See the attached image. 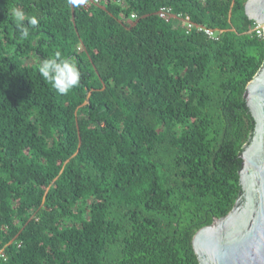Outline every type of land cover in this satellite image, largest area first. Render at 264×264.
Returning a JSON list of instances; mask_svg holds the SVG:
<instances>
[{"label": "trees", "instance_id": "1", "mask_svg": "<svg viewBox=\"0 0 264 264\" xmlns=\"http://www.w3.org/2000/svg\"><path fill=\"white\" fill-rule=\"evenodd\" d=\"M85 2L0 0V264H198L192 236L240 189L264 40L245 0ZM57 51L67 95L38 72Z\"/></svg>", "mask_w": 264, "mask_h": 264}, {"label": "water", "instance_id": "2", "mask_svg": "<svg viewBox=\"0 0 264 264\" xmlns=\"http://www.w3.org/2000/svg\"><path fill=\"white\" fill-rule=\"evenodd\" d=\"M243 9L262 25L264 40V0H245ZM243 98L254 128L239 155L240 189L227 214L192 236L198 264H264V59Z\"/></svg>", "mask_w": 264, "mask_h": 264}, {"label": "clouds", "instance_id": "3", "mask_svg": "<svg viewBox=\"0 0 264 264\" xmlns=\"http://www.w3.org/2000/svg\"><path fill=\"white\" fill-rule=\"evenodd\" d=\"M77 0H67L68 4H75ZM14 22L21 39H27L30 28H35L39 21L36 16L28 17L20 9H14L12 13ZM27 20V24L25 21ZM38 72L43 79L50 82L54 90L60 95H67L79 85L80 71L70 58L63 57L57 51L53 57L43 59L38 66Z\"/></svg>", "mask_w": 264, "mask_h": 264}, {"label": "built area", "instance_id": "4", "mask_svg": "<svg viewBox=\"0 0 264 264\" xmlns=\"http://www.w3.org/2000/svg\"><path fill=\"white\" fill-rule=\"evenodd\" d=\"M100 0H86L84 3L85 6H88L90 3H98ZM117 1V0H112ZM198 3H205L206 0H195ZM156 15L159 19L164 22H171L173 25L179 24L186 33H189L192 29H196L197 32H203L210 40H217V36L211 31L202 26L194 25L187 14L180 12H174L171 7L162 6L156 11ZM135 18L134 15H131V19ZM254 32L257 37L263 38L262 25L254 23Z\"/></svg>", "mask_w": 264, "mask_h": 264}]
</instances>
